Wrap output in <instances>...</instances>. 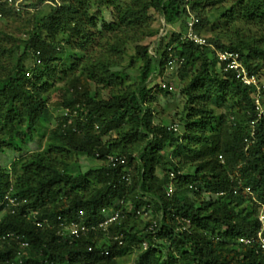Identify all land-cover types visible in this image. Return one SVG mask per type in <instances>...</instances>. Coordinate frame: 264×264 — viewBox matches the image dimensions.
Segmentation results:
<instances>
[{
  "label": "trees",
  "instance_id": "16d2710c",
  "mask_svg": "<svg viewBox=\"0 0 264 264\" xmlns=\"http://www.w3.org/2000/svg\"><path fill=\"white\" fill-rule=\"evenodd\" d=\"M92 1L25 0L31 11L17 13L0 0V20L35 17L33 29L21 43L23 57L0 84V153L17 141L22 143L23 130L34 134L41 124L54 121L43 152L15 161L10 169L0 166V264H121L120 258L132 255V264H178V257L187 264H264L258 244H238L242 237L256 238L260 229L264 118L258 120L254 89L225 72L217 59V52L239 53L244 65L264 81V35L251 40L206 35L214 20L200 11L226 0H95L113 12L114 21L101 22L103 33L141 31L153 21L150 11H154L161 21L158 37L138 49L136 59L142 66L133 89L126 88L127 75L111 71L114 62L91 63L92 58H87L79 78L70 80L75 95L64 92L55 117L46 94L55 81L77 72L76 51L86 53L102 33L99 18L90 15ZM231 1L218 18L225 26L241 22L264 32V0ZM44 2L53 5L40 17ZM191 15L199 20L196 33L209 46L183 39ZM176 24L182 30L167 33ZM64 42L73 48L66 61L64 52H59ZM111 49L122 53L118 47ZM170 55L180 62L174 71L182 78L193 75L181 91L186 100L183 134L169 129L175 124L156 123L154 102L174 91L165 79ZM29 56L31 67L23 61ZM38 58L41 65L36 64ZM59 62L64 70H58ZM85 78L113 92L102 98L87 85L81 91L76 85ZM65 110L71 115L65 116ZM76 156L101 165L76 176L65 161ZM108 156L125 157L126 164L113 167ZM170 186L175 189L172 197L167 196ZM7 194L27 204L16 214L4 212ZM191 195H207L208 200L198 204ZM143 210L150 211L146 219L137 215ZM27 211L37 215L29 216ZM115 212L119 221L106 230L99 228ZM80 213L84 224L94 230L71 241L61 235L60 224L78 221ZM36 221L43 227H37ZM153 221L159 225L154 233L148 230ZM120 236L122 246L115 239Z\"/></svg>",
  "mask_w": 264,
  "mask_h": 264
},
{
  "label": "rangeland",
  "instance_id": "374dc122",
  "mask_svg": "<svg viewBox=\"0 0 264 264\" xmlns=\"http://www.w3.org/2000/svg\"><path fill=\"white\" fill-rule=\"evenodd\" d=\"M232 4L233 2L231 0H226V2L219 7H210L200 11L204 17L211 16L214 20L213 25H210L209 28L206 29V35H221V37L227 36L233 40L236 38L251 40L260 38L264 35L263 30H261L262 28L259 29L254 26H246L241 22H231L229 26H225L226 24L224 23V20H219L218 18L222 13H224V9H229ZM47 6L48 5H46L41 14H39L40 17L49 13L50 9ZM90 15L97 16V18H99V32L102 33L97 37L95 36V41L89 45V49L86 53L81 54V52L76 51V66L79 68L77 72L69 79H65L62 82L55 81L53 88H51L46 94L50 112H52L55 117L60 114L59 104L64 92L66 93V90H69L70 95H75L76 88H72L73 83H71V81L74 82L75 78H79L80 68L84 66L87 58H92L91 63H97L100 59L105 62H114L115 66L110 68L111 71L127 75L128 80L126 81V88L133 89L137 83L136 79L138 72L142 66V62L136 59L138 56V49L142 46H150V44L156 41V37H158L157 32L161 26L159 15L154 11H150L153 21L143 30L135 31L126 29L121 30L116 34H106L103 33L100 26L103 20L108 23L114 21L111 8L93 0ZM34 18L35 17L28 15L0 20V84L4 81L8 74L11 73L13 68L16 67L19 59L23 57L24 47L21 43L26 40V35H28V33L33 29ZM188 21H191V19L189 18L187 22ZM181 30V25L176 24L169 27L167 33L170 34L172 32H180ZM236 30L238 32H235ZM111 47L120 48L122 53L113 51ZM72 51L73 48L65 42L62 43V46L59 48V52H64V61L69 58L68 53ZM23 61L27 67H31V56L27 57L26 60L23 59ZM68 64H70V62H68ZM199 66L200 62L197 63L196 68L198 69ZM217 68L220 69V66L218 65ZM58 70H64L62 62L58 63ZM168 72L169 75H167L165 79L172 82L174 91L173 95H169L167 97L159 95L157 102H154L158 112L156 123L163 125L175 124L177 125L179 132L183 134L185 130L182 125V120L186 118V115H184L186 100L185 97L182 96L181 91L188 86L193 75L185 74L184 78H182L181 75L177 73L178 71ZM76 75L77 77H75ZM85 85H87V88H89L90 91L98 93L102 98H108L113 92L112 89L104 88L101 85L99 86L86 78L82 79V81L80 80L79 85H76V87H79V90L83 91V86ZM70 95L66 94L65 97L67 96V98H70ZM219 112H222V110H219ZM223 113L227 114L228 118H232L228 114L227 110H224ZM53 126L54 121L43 123L38 127V130L35 131L34 134L27 133L26 129L23 130L24 136L22 138V143L17 141L14 143L13 147L6 148L0 153V166L5 169H10L15 161L26 157L28 158L37 152H43L47 147L49 130L53 128ZM20 130L22 129L20 128ZM65 161L70 164V170L76 176L86 174L90 170L98 168L101 165L98 161L88 158L87 156H76L70 160L65 158ZM160 175L162 176V174ZM191 198L192 201L196 203L198 202V204H202L203 201L208 200L207 195L200 197L191 195ZM164 245H168V243H165ZM234 248L235 250H240L238 245H235ZM163 255H165V258L169 257L168 246L163 250ZM132 258L133 255L130 257L123 256L120 258L119 262L121 264H132ZM178 264L187 263H185L182 258L178 257Z\"/></svg>",
  "mask_w": 264,
  "mask_h": 264
},
{
  "label": "built area",
  "instance_id": "2783aa9c",
  "mask_svg": "<svg viewBox=\"0 0 264 264\" xmlns=\"http://www.w3.org/2000/svg\"><path fill=\"white\" fill-rule=\"evenodd\" d=\"M25 0H4V3L7 4L10 8H12L15 12L20 13V12H26V11H31L30 8H27L24 5ZM188 1V0H186ZM46 5H53L50 2H44L43 6ZM1 17V15H0ZM191 21L187 22V32L184 35L183 39L184 40H189L190 42L194 43L197 46L200 47H207L209 46L207 39L196 33L195 27L199 23V20L194 17L193 15L190 16ZM169 52H172V47L168 49ZM171 54V53H170ZM37 56H40V53H37ZM170 58H172L169 61V71L172 72L176 69L177 67V62L180 63L176 58H173L172 55H170ZM217 59L218 62L224 66V71L225 72H232L235 75L236 80L241 83L243 86L247 88H253L254 89V94H253V99H254V105H255V111L258 116V120H262L264 118V95H263V90H264V81L261 78L260 74L257 73H252L243 63L241 55L236 52H230V51H221L217 52ZM37 65H41L42 61L41 59L36 60ZM28 76H30V73H28ZM166 88V85L164 84L163 86ZM170 90H173L174 88L170 87ZM65 116L71 115L70 110H65ZM77 112L75 111L73 115H76ZM170 130H173L175 132L179 131L177 126H173L169 128ZM222 159V157H220ZM107 162L108 164L112 165L113 167L117 166H123L126 164V158L125 157H118V156H108L107 157ZM171 178H174V175H170ZM129 178H127L128 180ZM248 193H251L250 189L248 188L246 190ZM175 193V190L173 186H170L167 191V196L172 197V195ZM2 204L4 205V212L5 211H10L12 214H16L20 208L23 207V205L27 204L26 200H20L19 198L16 197H11L10 195H6L3 199ZM1 204V205H2ZM259 206V223H260V229L257 233L256 238H241L239 240L240 244H243L244 246H251L254 244H258L260 250L264 253V204H258ZM29 216H36V212H31L27 211ZM104 214H107V212L104 210ZM150 211L146 212V210L139 211L137 212V215L141 217L142 219H146L149 216ZM109 214V213H108ZM83 213H80V216L78 217V221L73 220L67 225L64 223H61V227L63 229L61 235L65 238H69L71 241L75 239H80L90 231L94 230V227H88L84 224V221L82 219ZM120 219V214L118 212L115 213H110L107 216V219L99 225V228L107 229L110 225L118 222ZM59 221H62L61 218L58 219ZM63 222V221H62ZM185 222L189 225L190 221ZM36 226L41 228L43 227V222L41 221H36ZM159 228V225L157 221H153L152 224L149 226V231L154 233V230ZM116 241L119 242V245H123L122 241V236L116 237ZM25 246H27L25 244ZM144 250H148V244L144 243L143 244ZM105 255H108V252L104 253Z\"/></svg>",
  "mask_w": 264,
  "mask_h": 264
},
{
  "label": "clouds",
  "instance_id": "9594fccd",
  "mask_svg": "<svg viewBox=\"0 0 264 264\" xmlns=\"http://www.w3.org/2000/svg\"><path fill=\"white\" fill-rule=\"evenodd\" d=\"M222 159H223V158H222ZM222 159H221V160H222ZM258 219H259V217H258ZM258 221H259V220H258ZM242 238H245V237H242ZM240 239H241V238H240ZM240 239H239V240H240ZM250 239H251V238H250ZM238 244H240L239 241H238ZM240 245H241V246H244L243 244H240ZM245 247H247V246H245Z\"/></svg>",
  "mask_w": 264,
  "mask_h": 264
}]
</instances>
